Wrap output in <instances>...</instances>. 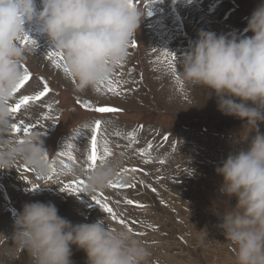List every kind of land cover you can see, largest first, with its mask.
Here are the masks:
<instances>
[{
  "label": "rangeland",
  "instance_id": "rangeland-1",
  "mask_svg": "<svg viewBox=\"0 0 264 264\" xmlns=\"http://www.w3.org/2000/svg\"><path fill=\"white\" fill-rule=\"evenodd\" d=\"M260 3L264 0H137V7L144 13L139 32L132 40L137 47L129 49L123 67H116L110 76L119 80V95L103 88L97 92V85L85 91L77 90L75 79L66 76L62 68L57 69L48 59L47 51L54 48L42 26L36 21L25 23V33L37 42L35 46L23 47L26 56L22 65L33 78L14 97V102L21 95L38 91L41 79L50 85L51 92L43 103L26 106L14 119L32 125L31 132L42 136L48 165L54 163L59 172L60 161L64 159L72 171L57 176L49 167L47 175L40 176L19 161L12 169L0 170V264H31L30 257L12 240L16 217L25 203H57L59 215L73 224L107 219L112 225L121 226L92 201L101 194L118 218H124L135 232L144 233L136 236L147 243L152 253L149 264H223L224 260V264H234L233 249L218 227L219 216L229 205L217 200L222 177L214 169L221 166L230 152L246 147L238 135L243 122L223 116L217 110L215 97L202 108L192 107L202 105L206 91L189 88L177 77L179 59L200 31L250 36L251 33L244 32L247 19ZM36 6L39 11L41 0H36ZM165 52L176 56L175 74L168 68ZM77 101L122 111L102 115L83 109ZM45 116L52 118L44 119ZM97 119L104 122L100 150L103 152L107 146L113 153L108 159L122 160L118 173L124 168L141 170L117 175L114 181L135 183L138 187L113 190L107 186L89 193L84 186L78 195L62 192L64 184L77 179L86 182V161L80 159L87 155L86 142L90 136L85 126H91ZM133 130L137 142L127 139V133ZM260 131L264 133V125ZM165 136L169 138L167 142ZM69 143L78 161L73 165L59 155ZM149 143L153 145L150 155H139ZM195 161L198 165L191 166ZM25 168L30 171L25 172ZM74 169H80V174L74 175ZM49 176L51 180L47 179ZM33 187L38 188L30 190ZM127 199L145 207L126 205ZM229 204L235 206L236 200L231 199ZM132 221L136 223L133 225ZM211 223L216 224L215 232ZM211 229L212 237L208 234ZM86 259L83 251L73 248V264H86Z\"/></svg>",
  "mask_w": 264,
  "mask_h": 264
},
{
  "label": "clouds",
  "instance_id": "clouds-1",
  "mask_svg": "<svg viewBox=\"0 0 264 264\" xmlns=\"http://www.w3.org/2000/svg\"><path fill=\"white\" fill-rule=\"evenodd\" d=\"M143 17L129 0H41L39 11L36 0H0V170L19 161L37 175L49 171L42 136H13L10 129L9 106L26 56L17 38L25 23L42 26L49 43L63 53L77 90L85 91L126 61ZM244 32L252 35L200 31L179 59V79L206 91L202 105L192 107L202 108L215 97L223 116L243 122L238 135L246 147L230 152L215 169L222 177L217 200L229 205L218 227L233 249L234 264H264V3L248 17ZM121 164L119 158L101 161L86 173L85 191L104 190L117 179ZM233 198L235 206L229 204ZM12 240L31 264H73V248L85 253L86 264H149L152 255L126 227L107 219L73 224L51 202L25 203Z\"/></svg>",
  "mask_w": 264,
  "mask_h": 264
},
{
  "label": "snow or ice",
  "instance_id": "snow-or-ice-1",
  "mask_svg": "<svg viewBox=\"0 0 264 264\" xmlns=\"http://www.w3.org/2000/svg\"><path fill=\"white\" fill-rule=\"evenodd\" d=\"M129 4L131 7H137V0H129ZM147 14L151 15L150 12H147ZM17 42L19 43V45L21 47L29 46V45L35 46L37 44V42L35 40H33L32 38H30L26 33H23L20 36H18ZM136 47H137V44L134 41H131L128 45L129 49L130 48H136ZM46 55H47L48 59L51 62H53L54 67H56L58 69L62 68L63 72L66 76H71L69 69L66 66V63L64 60V55L62 52H58V51L53 49V50L47 51ZM164 58L167 60L168 68L170 69V71L173 74H175L177 71V68L175 65L176 56L173 54L170 55L169 53L165 52ZM20 67H21L23 75H22L20 82L16 86V89L14 90V97L18 93H20L21 90L33 78L32 74L30 73V71L25 66L21 65ZM117 67H123V63L118 65ZM177 80L179 81V77H177ZM180 86H181V88L183 87L182 82H180ZM102 88L105 89L107 92L113 94V95H119L120 94L119 80H114V79L109 77L108 79L99 82L97 84V87L95 88V91L100 92ZM50 92H51L50 85L46 82V80L41 79L40 88L38 91H36L34 94L21 95L16 102L12 103L9 106V112L12 114L10 129H11V133L13 136H21V135L24 136V135H30L31 134L32 125L28 124L27 122H19L18 123V122H16L14 117L17 116L23 108H25L26 106H28L30 104L43 103L44 100L46 99V97L50 94ZM77 103H79L80 106L85 110L93 111L95 113H99L102 115L103 114H117L120 111H122L119 108L111 107V106H93V104H91L89 102L77 101ZM47 107L49 108V110H51V105H48ZM49 118H52V117H50V116L44 117V119H49ZM103 123L104 122L102 119H97L94 121V123L91 126H85V129L89 130L90 136L86 142L87 143V148H86L87 155L81 156L80 159L86 161L85 167H84V170L86 172H90V171L95 170V168L97 167L98 164L101 163V161L110 158L113 154L111 149L108 148L107 146L104 147L103 152H101V150H100V136H101L102 131L104 130L103 129ZM78 133H77V135H78ZM117 135H119V133H117ZM127 139L130 142H137L138 136H137L136 131L133 130V131L128 132L127 133ZM163 139L165 142H167V140L169 138L167 136H165ZM106 144H107V141H105V145ZM128 146L130 147L131 143ZM152 149H153V145L151 143H149V144H147L146 148H142L140 150L139 155L148 156V155H150ZM59 155L62 158H66V160L68 162H71V164L78 163L76 157L73 155V145L71 143H69L66 146V150L60 152ZM45 160L48 161L47 155H45ZM149 162L150 161L145 160V163H149ZM161 163H163V161H161ZM60 164H61V169L59 172L57 171L54 163L49 164L51 172L54 175H57V176L64 175L66 171L67 172L72 171L69 163H66L64 159H61ZM24 171L28 172V171H30V169L25 168ZM139 171H141V170L137 169V168H124L117 175L123 176L124 173H128V172L136 173ZM47 179L51 180L52 176H49ZM140 183H143V181H141ZM84 186H85V180L84 179H77L73 183L64 184L62 186V188L60 189V191L71 193L74 195H78L83 190ZM108 187L110 189L116 190V189H123V188L131 189V188L138 187V185L135 183L123 184L119 180H117L114 182H110ZM37 188L38 187H33L30 190L34 191ZM153 191H155V189H153ZM92 201L94 202L95 205H97L99 208H101L105 213H108L114 222L119 223L123 227H126L130 232H133V234H135V235H143L144 234L141 232H135L133 227H130L128 225V222L124 218H118L116 212L113 210V208H111L109 206V203H108L106 197L103 196V194H101V197H93ZM124 203L126 205H130V206H134V207H138V208L145 207V205L140 204V203H136L132 199H127L124 201ZM135 223H136V221H132L133 225Z\"/></svg>",
  "mask_w": 264,
  "mask_h": 264
},
{
  "label": "bare ground",
  "instance_id": "bare-ground-1",
  "mask_svg": "<svg viewBox=\"0 0 264 264\" xmlns=\"http://www.w3.org/2000/svg\"><path fill=\"white\" fill-rule=\"evenodd\" d=\"M206 2V1H205ZM201 28V27H200ZM40 60V59H39ZM42 60V59H41ZM48 66H50V65H48ZM51 68V67H50ZM49 69V68H48ZM48 69H47V71H48ZM58 69V68H57ZM55 70V69H54ZM61 70V69H60ZM59 71V70H58ZM61 74V73H60ZM122 74V73H121ZM161 75V74H160ZM57 77V76H56ZM120 77V76H119ZM60 78V77H59ZM115 80V79H114ZM121 80V79H120ZM124 81V80H123ZM160 90H158L157 92H159ZM160 93V92H159ZM211 103V102H210ZM116 120V119H115ZM130 125V124H129ZM109 134V133H108ZM182 143V142H181ZM186 145V144H185ZM176 146V145H175ZM199 146V145H198ZM199 148H201V147H199ZM113 149V148H112ZM198 149V148H197ZM176 152H177V154H179L180 153V151L179 150H176ZM175 152V153H176ZM233 152V151H232ZM211 153V152H210ZM121 154V153H120ZM149 156V155H148ZM215 156V155H214ZM216 157V156H215ZM224 157V156H223ZM146 158V157H145ZM125 159V158H124ZM67 163V162H66ZM70 165V164H69ZM73 165V164H72ZM198 164H197V162L195 161V162H192V164H191V166H194V167H196ZM202 166V165H201ZM70 168H71V166H70ZM192 168V167H191ZM201 169V168H200ZM215 170V169H214ZM209 176H211V175H209ZM210 179H211V177H210ZM214 179V178H213ZM154 180V179H153ZM193 180V179H192ZM202 180V179H201ZM196 181V180H195ZM148 184H150V183H148ZM152 185V184H151ZM215 185V184H214ZM145 189H152L151 188V186L150 187H148V186H145ZM155 195L157 196V194L155 193ZM153 197V196H152ZM155 200L156 199H158V197H153ZM235 199V198H234ZM173 202V201H172ZM196 202V201H195ZM195 202H193V203H195ZM51 203H53V202H51ZM53 204H57V203H53ZM173 204V203H172ZM195 204H197V202L195 203ZM59 205V204H58ZM175 205V204H174ZM198 205V204H197ZM193 206H196V205H193ZM217 210V209H216ZM212 221V220H211ZM214 222V221H213ZM215 223V222H214ZM181 225H183L184 226V223H182ZM186 225V224H185ZM216 224H213V223H211V226H212V228H213V231L215 232V226ZM182 227V226H181ZM186 228V227H185ZM180 230V229H179ZM182 231V230H181ZM212 233V229L211 230H209L208 231V234L212 237L213 236V234H211ZM188 235V234H187ZM197 236V235H196ZM191 237V236H190ZM188 238V237H187ZM192 238V237H191ZM216 242V241H215ZM217 246V245H216ZM214 248V247H213ZM212 248V249H213ZM84 253V252H83ZM224 262H225V260H224ZM224 262H223V264H224Z\"/></svg>",
  "mask_w": 264,
  "mask_h": 264
}]
</instances>
